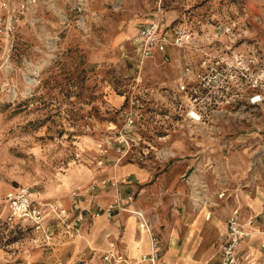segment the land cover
<instances>
[{"label": "rangeland", "instance_id": "1", "mask_svg": "<svg viewBox=\"0 0 264 264\" xmlns=\"http://www.w3.org/2000/svg\"><path fill=\"white\" fill-rule=\"evenodd\" d=\"M149 21L184 24L207 53L195 52L199 62L201 55L212 58L222 52L229 39L234 41V50L242 51L248 44L264 59V0H37L34 12L16 30L13 45L9 48L0 41V264H64L72 256L62 250L65 240L57 231L64 227L78 235L82 225L90 224L75 200L82 191L95 195L101 179L92 176L85 185L69 187L67 170L74 166L87 169L85 163L97 153V138L109 132L108 125L122 126L131 108L130 97L141 102L140 107L134 106L140 113L134 127L140 141L130 152L146 149L143 140L152 144L147 148L152 153L147 160L154 173L147 184L154 186L160 176H167L173 161L180 159L172 157L176 152L170 144L160 145L157 137L163 132L162 124L173 132L172 138L185 141V151L196 152L184 161L211 167L209 173H196L197 182L192 179L195 173H184L181 192L159 183L158 189H148L145 194L123 193L124 198L133 193L135 205L148 220L159 250L156 264L171 243L177 217L194 213L197 202L217 199L223 190L230 200L229 205L218 207L224 213V208L236 203L232 197L244 181L258 175L260 155L264 165V107L255 111L241 108L242 100L229 113L215 116L209 126L195 130L166 126L158 99L156 107V98L145 88L161 82L167 87L163 96L169 100L174 81L167 73L172 66L159 54L140 57L137 30ZM110 94L119 97L117 105L108 102ZM170 120L175 122L177 117ZM160 147L172 156H154ZM109 151L119 155L113 146ZM130 152L119 159L138 160ZM116 181L117 186L125 185ZM93 184L95 189L90 190ZM21 186L28 187L40 201L63 205L69 215L82 212L84 221L78 231L68 229V223L61 220L59 226L50 221L41 225L43 229L24 218L9 222L10 210L1 201L7 191ZM54 195L58 198L51 197ZM65 198L70 199L66 206L62 203ZM50 226L55 237H42ZM184 232L173 242L182 245ZM105 252L88 245L69 264H126L119 263L121 259L135 264L142 254L134 259L115 254L118 261L109 263L103 260Z\"/></svg>", "mask_w": 264, "mask_h": 264}, {"label": "built area", "instance_id": "2", "mask_svg": "<svg viewBox=\"0 0 264 264\" xmlns=\"http://www.w3.org/2000/svg\"><path fill=\"white\" fill-rule=\"evenodd\" d=\"M36 4L37 0H0V41L9 48L13 45L16 30L27 15L34 12ZM137 37L140 57L151 58L159 54L164 61H169L173 56L177 59V74L173 89L168 95L169 100L163 96L164 91H167L164 85L155 87L156 90H148L156 98V107L159 102L162 117L166 121L169 119L173 127L195 130L199 126H209L215 116L229 113L234 108L232 105L242 100L241 108L248 107L255 111L264 107V59L248 44L242 51H236L232 48L234 41L229 39V43H224L222 52L212 58L201 55L202 60L199 62L194 57L195 52L207 53L198 46L195 36L184 24L149 21L138 28ZM140 104L138 97L129 98L131 108L125 115L122 126L115 129L114 125H109V132L96 143L97 151L105 154L108 147L113 146L119 157L129 154L132 147L140 141L137 137L139 135L134 133L135 123L140 116L134 106L140 107ZM172 116L177 117L175 122L170 120ZM130 153L134 155L133 151ZM154 156L163 159L172 155L167 149L160 147L154 152ZM100 183L104 186H117V181L111 179H103ZM204 187L201 185V190ZM94 189L93 184L90 190ZM72 194L77 196L76 192ZM134 199L133 193L126 194L124 201L119 196L102 211L107 219H112L120 212L135 216L138 230H145L150 240V250L142 253L135 264H156L157 243L151 235L144 212L134 205ZM1 202L3 207L10 210L9 222L14 218H24L39 228L45 219L56 218L63 223L67 222L68 229L73 228L77 232L84 221L82 212L69 215L63 205L34 199L30 189L25 186L7 191ZM253 223L254 216L243 213L242 207L237 203L230 207L225 219V236L219 248L220 260L217 264H243L240 245L252 237ZM102 257L109 263L118 261L112 251H106ZM121 260L119 263L129 264L126 260Z\"/></svg>", "mask_w": 264, "mask_h": 264}, {"label": "crops", "instance_id": "3", "mask_svg": "<svg viewBox=\"0 0 264 264\" xmlns=\"http://www.w3.org/2000/svg\"><path fill=\"white\" fill-rule=\"evenodd\" d=\"M164 63L172 66V71H169L167 74H169L168 76H172V80L174 81L177 74V59L173 57L169 61H164ZM159 86H161V82L159 85H152L145 89L148 91ZM107 100L110 105L114 106L120 102L119 97L113 94H110ZM168 124H170L169 120L166 121V126ZM164 126L163 124L161 125V132H163L157 137L160 145L165 146L167 143L170 144V148L176 152V155L172 157H175L174 159H180L173 161L176 163L170 166L167 176H160L152 187L150 186L151 184H147L152 182L151 177L154 173V168L150 161L147 160L148 157L152 156V153L147 149L152 145L150 141L143 140L142 142H146L145 144L148 145L146 149L136 150L134 152L133 159L136 158L138 160L124 162L113 152L110 153L109 151L103 154L97 151L94 157L95 159L89 161V163H85L87 169L74 166L67 170L68 182L66 186L69 187L85 185L92 176L101 180H120L125 185L123 187L100 185L101 187H99V191L95 195L88 192L85 193L84 191L80 192L81 195L76 198L75 202L77 201L76 205L90 219V224L82 225V231L78 235L70 232V230H65L64 227H61V232L57 231L65 240V244L62 245V250H66L67 253L69 252L72 255L64 261V264H69L72 261L71 259H73L72 257L84 250L88 245L99 251H112L116 255L125 258L130 257L131 259L137 257L140 252H148L150 249L149 236L144 230H137L135 216L119 213L109 220L104 214L100 215L96 212L102 211L104 206L120 195L124 201L123 193L126 190L142 191L145 194L148 189H158L160 186L158 184L161 183L165 186L169 185L170 189L176 188L178 192H181L184 191L185 187L181 179L184 173L189 170L191 173H195L192 176L195 182L198 180L196 173H209L211 167L208 165L202 164L199 167L198 165L193 166L188 164L189 162L187 160L184 161L186 159L185 157L196 156V152L185 151L183 149L185 141L182 138H172L173 132H169V129ZM102 136H99L97 141ZM259 162L261 165L258 169V175H253L254 177L251 180L244 181L246 183L242 186L240 192L233 197L231 196L233 201L243 207L245 214L250 213L254 216L252 226L253 235L244 240L240 245L243 264H264V165L262 164L261 155L259 156ZM89 167L91 168L88 169ZM165 167L163 166V168ZM225 193V190L219 192L216 197L217 199H206L205 201L204 198L200 200L196 204L194 213L188 211L181 218H176L170 232L171 243H169L165 252L162 253L159 264H217L219 262V248L225 236V219L230 209V207L224 208V213H222L221 209L218 210L221 203L230 204V200H227L228 195L226 198L224 197L226 195ZM31 195L34 199H39L32 191ZM51 197L54 199L58 198L57 195ZM62 197L63 195L59 196V199ZM62 203L66 206L70 203V199L65 198L62 200ZM50 221H53L55 225L59 226L58 219L47 218L44 220L42 227ZM53 230L54 228L51 226L46 227L44 234L42 233V237L49 238V236H54L56 233H53ZM182 230L185 231V236L182 245H179L177 242H173V240L179 237ZM211 241L215 242L207 248V244ZM51 247L54 249L53 245Z\"/></svg>", "mask_w": 264, "mask_h": 264}, {"label": "bare ground", "instance_id": "4", "mask_svg": "<svg viewBox=\"0 0 264 264\" xmlns=\"http://www.w3.org/2000/svg\"><path fill=\"white\" fill-rule=\"evenodd\" d=\"M196 195V194H195ZM195 200H196V198H195ZM145 231V230H144ZM150 250V249H149Z\"/></svg>", "mask_w": 264, "mask_h": 264}]
</instances>
